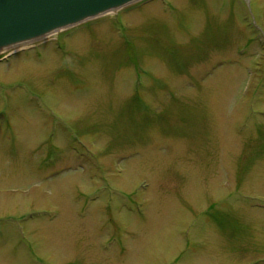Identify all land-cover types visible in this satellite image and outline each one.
<instances>
[{
  "label": "rangeland",
  "instance_id": "rangeland-1",
  "mask_svg": "<svg viewBox=\"0 0 264 264\" xmlns=\"http://www.w3.org/2000/svg\"><path fill=\"white\" fill-rule=\"evenodd\" d=\"M67 30L0 55V264H264V0Z\"/></svg>",
  "mask_w": 264,
  "mask_h": 264
},
{
  "label": "water",
  "instance_id": "water-1",
  "mask_svg": "<svg viewBox=\"0 0 264 264\" xmlns=\"http://www.w3.org/2000/svg\"><path fill=\"white\" fill-rule=\"evenodd\" d=\"M142 0H0V54Z\"/></svg>",
  "mask_w": 264,
  "mask_h": 264
}]
</instances>
